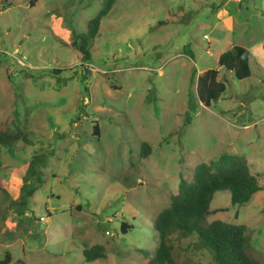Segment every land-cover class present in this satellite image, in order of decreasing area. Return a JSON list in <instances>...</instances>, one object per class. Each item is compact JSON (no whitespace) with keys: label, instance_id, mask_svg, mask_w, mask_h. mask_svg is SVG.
<instances>
[{"label":"rangeland","instance_id":"374dc122","mask_svg":"<svg viewBox=\"0 0 264 264\" xmlns=\"http://www.w3.org/2000/svg\"><path fill=\"white\" fill-rule=\"evenodd\" d=\"M105 4L0 0V125L32 142L0 149V261L8 254L9 264H144L180 180L229 155L261 189L234 206L229 191L216 192L204 223L245 226L264 264V0H116L95 38L85 39L84 63L74 36L87 35ZM233 46L249 52L247 79L218 64ZM207 70L225 84L210 107L196 92ZM41 154L43 184L19 212L11 202ZM176 240V264L214 263L195 235ZM95 245L105 258L86 262L82 251Z\"/></svg>","mask_w":264,"mask_h":264},{"label":"trees","instance_id":"16d2710c","mask_svg":"<svg viewBox=\"0 0 264 264\" xmlns=\"http://www.w3.org/2000/svg\"><path fill=\"white\" fill-rule=\"evenodd\" d=\"M115 2L116 0H106L105 7L88 22L86 36H74L72 45L81 54L84 63L91 60L89 45L85 39L95 38L101 20ZM184 52L186 55L190 54L187 49ZM218 64L224 70L232 72L237 80H244L251 76L249 52L243 47L233 46L220 56ZM224 91L225 84L218 80V70H207L197 79V97L204 107H210ZM79 115L75 120L79 119ZM95 132L98 133L97 127ZM29 137V133L19 128H11L6 124L0 125V149L11 148L18 141L29 145L32 143ZM149 150L147 144L142 145L143 155L148 154ZM48 155L53 154L50 152ZM46 157L47 154L36 156L26 167L19 196L11 202L12 206L20 208L19 212L28 209L30 199L43 184L41 169L45 166ZM260 189L258 180L250 174L247 164L239 158L223 155L217 160L198 165L194 170L193 180L187 182L181 179L178 194L172 198L170 205L159 213L154 223L159 245L154 256L144 264H176L179 259L176 239L193 235L200 247L212 254L213 264H262L261 260L251 252L245 226L221 221L204 223L213 212L210 210V203L216 192L229 191L230 204L234 206L247 203ZM0 190H3L1 177ZM215 211H225V209ZM121 230L125 232L122 227ZM142 253L147 254L144 250ZM82 254L86 262L105 258L104 248L101 245L86 248ZM10 260V256L6 254L0 264H9Z\"/></svg>","mask_w":264,"mask_h":264}]
</instances>
